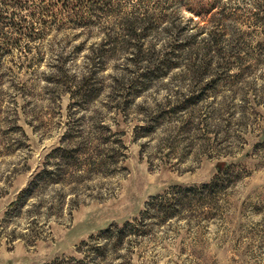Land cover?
Wrapping results in <instances>:
<instances>
[{
    "label": "rangeland",
    "instance_id": "obj_1",
    "mask_svg": "<svg viewBox=\"0 0 264 264\" xmlns=\"http://www.w3.org/2000/svg\"><path fill=\"white\" fill-rule=\"evenodd\" d=\"M0 264H264V0H0Z\"/></svg>",
    "mask_w": 264,
    "mask_h": 264
},
{
    "label": "trees",
    "instance_id": "obj_2",
    "mask_svg": "<svg viewBox=\"0 0 264 264\" xmlns=\"http://www.w3.org/2000/svg\"><path fill=\"white\" fill-rule=\"evenodd\" d=\"M212 183H210V184H204L203 186H202V188H205V187H212ZM179 188H181V187H179ZM189 189H191V188H189ZM193 190H194V188H192ZM185 190V189H184Z\"/></svg>",
    "mask_w": 264,
    "mask_h": 264
}]
</instances>
